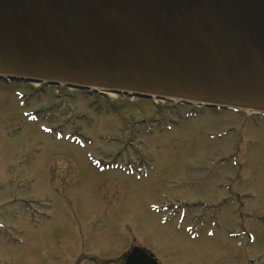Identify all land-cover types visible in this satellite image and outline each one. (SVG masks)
Segmentation results:
<instances>
[{
    "label": "rangeland",
    "instance_id": "374dc122",
    "mask_svg": "<svg viewBox=\"0 0 264 264\" xmlns=\"http://www.w3.org/2000/svg\"><path fill=\"white\" fill-rule=\"evenodd\" d=\"M1 78L0 264H125L134 247L160 264H264V120L243 125L250 115L215 108L180 120L189 102ZM127 160L142 161L151 177L114 169ZM227 182L232 192L220 186ZM45 195L52 218L34 229L22 202L47 203ZM223 198L219 227L186 233ZM170 200L190 206L180 229L150 211Z\"/></svg>",
    "mask_w": 264,
    "mask_h": 264
},
{
    "label": "water",
    "instance_id": "95a60500",
    "mask_svg": "<svg viewBox=\"0 0 264 264\" xmlns=\"http://www.w3.org/2000/svg\"><path fill=\"white\" fill-rule=\"evenodd\" d=\"M0 76L264 111V0H0Z\"/></svg>",
    "mask_w": 264,
    "mask_h": 264
},
{
    "label": "bare ground",
    "instance_id": "6f19581e",
    "mask_svg": "<svg viewBox=\"0 0 264 264\" xmlns=\"http://www.w3.org/2000/svg\"><path fill=\"white\" fill-rule=\"evenodd\" d=\"M43 82H45V81H43ZM51 84H55V83H51ZM58 84H62V83H58ZM83 88H88V93L90 94L89 96H91V97H94V96H96L97 94L95 93V91L97 90H100L99 88H101L100 86H98V87H95V86H85V87H83ZM83 88H81V89H83ZM93 90H95V91H92L91 89ZM101 89H103V88H101ZM104 89H106V90H111V88H104ZM122 90H128V91H133V92H136V91H138V89H136V90H134V89H122ZM139 93H143V95H146V96H153V97H170V98H174V97H171L172 95H174V94H160V93H151V92H155V91H150V90H143V91H138ZM174 99H177V97L176 98H174ZM202 104V106L205 108V109H208L212 104H210V103H205V102H202L201 103ZM190 108V110H191V118L190 119H193V118H198V111H199V107H197V106H195V107H192V106H190L189 107ZM237 116V115H236ZM156 118H159L160 119V117H156ZM263 121V120H262ZM172 128V127H171ZM261 128H262V125H261ZM245 168L246 167H244V169H243V171H245ZM151 177V175L150 176H148L147 177V179H149ZM40 226H38V229H40L39 228ZM23 244H25V241L23 242ZM128 256V255H127ZM127 258V257H126Z\"/></svg>",
    "mask_w": 264,
    "mask_h": 264
}]
</instances>
